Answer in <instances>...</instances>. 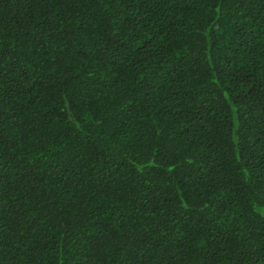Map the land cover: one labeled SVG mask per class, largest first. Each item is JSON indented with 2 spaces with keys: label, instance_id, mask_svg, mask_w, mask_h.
Here are the masks:
<instances>
[{
  "label": "trees",
  "instance_id": "16d2710c",
  "mask_svg": "<svg viewBox=\"0 0 264 264\" xmlns=\"http://www.w3.org/2000/svg\"><path fill=\"white\" fill-rule=\"evenodd\" d=\"M264 0H0V264H264Z\"/></svg>",
  "mask_w": 264,
  "mask_h": 264
},
{
  "label": "rangeland",
  "instance_id": "374dc122",
  "mask_svg": "<svg viewBox=\"0 0 264 264\" xmlns=\"http://www.w3.org/2000/svg\"><path fill=\"white\" fill-rule=\"evenodd\" d=\"M259 211H260V213H262L264 215V207H260Z\"/></svg>",
  "mask_w": 264,
  "mask_h": 264
}]
</instances>
